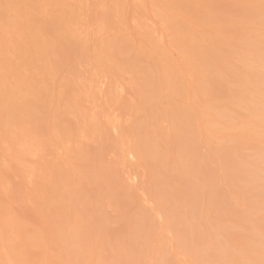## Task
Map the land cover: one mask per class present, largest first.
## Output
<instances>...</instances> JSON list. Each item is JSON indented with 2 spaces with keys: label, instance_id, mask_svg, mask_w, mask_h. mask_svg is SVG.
Here are the masks:
<instances>
[{
  "label": "rangeland",
  "instance_id": "rangeland-1",
  "mask_svg": "<svg viewBox=\"0 0 264 264\" xmlns=\"http://www.w3.org/2000/svg\"><path fill=\"white\" fill-rule=\"evenodd\" d=\"M0 8V264H193L188 249L210 234L236 258L226 264H255L264 119L262 71L251 70L264 63V0H0ZM24 34L52 48L44 56ZM20 82L13 109L7 90Z\"/></svg>",
  "mask_w": 264,
  "mask_h": 264
},
{
  "label": "bare ground",
  "instance_id": "bare-ground-1",
  "mask_svg": "<svg viewBox=\"0 0 264 264\" xmlns=\"http://www.w3.org/2000/svg\"><path fill=\"white\" fill-rule=\"evenodd\" d=\"M162 1H163V0H162ZM164 1H165V0H164ZM169 1H171V0H169ZM218 2H219V1H218ZM220 2H221V1H220ZM159 3H160V2H159ZM166 3H167V2H166ZM172 3H173V2H172ZM215 3H216V2H215ZM181 4L183 5V3H181ZM53 5H55V2L53 3ZM213 5H215V4L213 3ZM64 6H65V5H64ZM169 6H170V4H169ZM179 6H180V5H179ZM187 6H188V5H187ZM218 6H219V5H218ZM218 6H217V7H218ZM220 6H221V4H220ZM209 7H210V6H209ZM57 8H58V7H56V9H57ZM172 8H173V7H172ZM177 8H178V7H177ZM187 8H188V7H187ZM215 8H216V6H215ZM0 9H1V8H0ZM58 9H59V8H58ZM58 9H57V10H58ZM183 9H184V8H183ZM193 9H194V8H193ZM196 9H197V7H196ZM211 9H212V8H211ZM217 9H218V8H217ZM223 9H224V8H223ZM57 10H56V11H57ZM224 10H225V9H224ZM22 11H23V10H22ZM186 11H187V10H186ZM192 11H193V10H192ZM195 11H196V10H195ZM195 11H194V12H195ZM198 11H199V10H198ZM20 12H21V11H20ZM63 12H64V10H63ZM182 12H183V11H182ZM194 12H193V13H194ZM3 13H4V12H3ZM198 13H199V12H198ZM215 13H216V12H215ZM217 13H218V12H217ZM1 14H2V12H1ZM186 14H187V13H186ZM213 14H214V13H213ZM213 14H212V15H213ZM66 15H67V13H66ZM218 15H219V14H218ZM59 16H60V15H59ZM190 16H191V15H190ZM193 16H194V15H193ZM208 16H209V15H208ZM210 16H211V15H210ZM219 16H220V15H219ZM198 17H199V16H198ZM217 17H218V16H217ZM20 18H21V16H20ZM29 18H30V17H29ZM50 18H51V17H50ZM57 18H59V17H57ZM208 18H209V17H208ZM211 18H212V17H211ZM26 19L28 20V18H26ZM26 19H21V20L26 21ZM30 19H31V18H30ZM51 19H52V18H51ZM216 19H217V18H216ZM219 19H220V18H219ZM0 20H1V19H0ZM21 20H20V21H21ZM31 20L33 21V19H31ZM31 20H29V22H30V25H29V26H31V24L33 23V22H31ZM58 20H59V23H61V22L64 23L63 20H62L61 22H60V19H58ZM58 20H56V21H58ZM221 20H222V19H221ZM221 20H220V21H221ZM54 21H55V20H54ZM18 22H19V21H18ZM18 22H16V23H18ZM21 22H22V21H21ZM21 22H20V23H21ZM26 22H28V21H26ZM49 22H50V21H49ZM213 22H214V21H213ZM34 23H35V21H34ZM34 23H33V24H34ZM50 23H52V22H50ZM54 23H55V22H54ZM57 23H58V22H57ZM33 24H32V25H33ZM36 24H37V22H36ZM36 24H34V25H36ZM45 24H46V23H45ZM218 24H219V23H218ZM27 25H28V24H27ZM22 26H23V23H22ZM24 26H26L25 23H24ZM36 26H37V25H36ZM36 26H35V27H36ZM38 26H39V25H38ZM50 26H51V25H50ZM59 26H60V25H59ZM61 26H63V25L61 24ZM182 26H183V25H182ZM20 27H21V26H20ZM32 27H33V26H32ZM32 27H28V26H27L26 28H28V30L30 31V30H32V29H31ZM39 27H40V26H39ZM45 27H46V26H45ZM52 27H54V25L51 26V29H54V28H52ZM178 27H179V26H178ZM26 28H25V29H26ZM29 28H30V29H29ZM56 28H57V27H56ZM59 28H60V27H59ZM61 28H62V27H61ZM215 28L220 29V28H218V26H216ZM215 28H214L213 30H215ZM36 29H38V28H36ZM43 29H44V28H43ZM47 29L49 30L50 28L47 27ZM217 29H216V30H217ZM28 30H27V31H28ZM45 30H46V29H45ZM48 30H47V31H48ZM56 30H57V29H56ZM210 30H211V29H210ZM29 31H28V32H29ZM35 31H36V30H35ZM59 31H62V29L59 30ZM63 31H64V29H63ZM64 32H65V31H64ZM200 32H201V31H200ZM209 32H211V31H209ZM244 32H245V31H244ZM32 33H33V30H32ZM62 33H63V32H61V34H62ZM202 33H203V32H202ZM213 34H214V33H213ZM215 34L217 35V33H215ZM260 34H261V33H260ZM28 35H29V34H28ZM28 35H27V37L25 36V34L22 35V36H25L26 38L30 39L29 42H28V39H25V41H26V42H25V43H26V46H27V43H30L31 40L34 41V40L32 39V37L30 36V37H31V38H30V37H28ZM32 35H34V34H32ZM62 35H63V34H62ZM205 36H206V35H205ZM244 36H245V35H244ZM244 36H243V37H244ZM246 36H247V35H246ZM60 37H62V36H60ZM195 37H196V36H195ZM247 37H248V36H247ZM255 37H256V36H255ZM22 38H23V37H22ZM33 38H34V37H33ZM37 38H38V35H37ZM57 38H58V37H57ZM244 38H245V37H244ZM253 38H254V37H253ZM55 39H56V38H55ZM55 39H50V40H55ZM60 39H61V38H60ZM190 39H191V37H190ZM208 39H209V38H208ZM23 40H24V38H23ZM45 40H47V39H44V40H37V39H36V41H38V42H36V43H37V47H39V51H40V52L42 51V53H43L44 56H46V54H44L45 52H43V50H44V51H45V50L47 51L49 48H52V47H50V46H48V45H47L48 47L45 45V44H50V43H47V42H50L49 40H48L47 42H46ZM58 40H59V39H58ZM191 40H192V39H191ZM193 40H194V39H193ZM40 41H44V42H40ZM56 41H57V39H56ZM210 41H211V39H210ZM210 41H208V42H210ZM215 41H216V40H215ZM249 41H250V40H249ZM23 42H24V41H23ZM54 42H55V41H54ZM204 42H205V41H204ZM245 42H246V41H245ZM245 42H244L243 44H241V45H244ZM247 42H248V41H247ZM31 43H32V42H31ZM31 43H30V46L33 44L32 46H35V48H36V45H34L35 42H33L32 44H31ZM36 43H35V44H36ZM44 43H45V44H44ZM52 43H53V41H52ZM215 43H216V42H215ZM215 43H214V44H215ZM233 43H234V42H233ZM248 43H249V42H248ZM248 43H246V45H247ZM19 44H20V43H19ZM66 44H67V43H66ZM262 44H263V43H261L260 46H262ZM69 45H70V43H68L67 46L69 47ZM208 45H209V44H208ZM256 45L259 46L257 43H256ZM16 46H17V45H16ZM19 46L21 47V45H19ZM19 46L16 47V48L19 49ZM51 46H53V45L51 44ZM195 46H196V45H195ZM198 46H200V45H198ZM244 46H245V45H244ZM263 46H264V45H263ZM40 47H42V48H43V47H44V48L47 47V49L45 48V49H41V50H40ZM70 47H72V46H70ZM204 47H205V46H204ZM212 47H213V46H212ZM247 47H248V46H247ZM252 47H253V46H252ZM25 48H26V47H25ZM29 48H30V47H29ZM32 48H33V47H32ZM59 48H60V47H59ZM208 48H209V47H208ZM214 48H215V46H214ZM242 48H243V46H242ZM258 48H259V50H260L261 48H264V47H258ZM18 49H15V50H18ZM197 49H198V48H197ZM250 49H251V48H250ZM26 50H27V49H26ZM36 50H38V48H37ZM49 50H50V49H49ZM52 50H53V49H52ZM85 50H86V49H85ZM200 50H201V49H200ZM246 50H247V49H246ZM27 51H28V50H27ZM27 51H26V53H29V52H27ZM39 51H37V52H39ZM58 51H59V49H58ZM82 51H83V50H82ZM207 51H208V50H207ZM210 51H212V49H211ZM234 51H235V50H234ZM262 51H263V52H262V55H264V49H262ZM30 52H31V51H30ZM32 52H33V51H32ZM32 52H31V53H32ZM37 52H36V53H37ZM79 52H81V51H79ZM194 52H195V51H194ZM22 53H23V52H21V54H22ZM33 53L35 54V52H33ZM33 53H32V54H33ZM46 53H48V52H46ZM49 53H50V51H49ZM49 53H48V54H49ZM54 53H55V52H54ZM54 53H53V55H54ZM203 53L205 54V52H203ZM242 53H243V52H242ZM18 54H19V53H18ZM32 54H31V55H32ZM34 54H33L32 56H34ZM48 54H47V55H48ZM80 54H81V53H80ZM101 54H102V52H101ZM189 54H190V53H189ZM210 54H211V52H210ZM243 54L246 55V53H243ZM27 55H28V54H27ZM102 55H103V54H102ZM187 55H188V54H187ZM191 55H192V54H191ZM191 55H190V58H191ZM198 55H199V54H198ZM198 55H197V56H198ZM200 55H201V54H200ZM200 55H199V57H200ZM202 55H203V54H202ZM241 55H242V54H241ZM29 56H30V55H29ZM91 56H92V58H93V54H92ZM100 56H101V55H100ZM100 56H99V57H100ZM205 56H206V55H205ZM243 56H244V55H243ZM37 57H39L38 54H37ZM101 57H102V56H101ZM105 57H107V56H105ZM188 57H189V56H188ZM201 57H202V56H201ZM263 57H264V56H263ZM35 58H36V56H35ZM43 58H45V57H43ZM47 58L50 59L51 56L48 55ZM31 59H32V58H31ZM49 59H48V60H49ZM99 59L101 60V58H99ZM199 59H200V58H199ZM242 59H243V58H242ZM29 60H30V59H29ZM42 60H43V59H42ZM42 60H41V61H42ZM44 60H45V59H44ZM44 60H43V62H44ZM50 60H51V59H50ZM100 60H99V61H100ZM192 60H193V59H192ZM216 60H217V59H216ZM263 60H264V59H263ZM31 61H32V60H31ZM164 61H165V60H164ZM198 61H199V60H197V64H198ZM200 61H201V60H200ZM32 62H34V61H32ZM45 62H46V61H45ZM96 62H97V61H96ZM243 62H244V59H243L242 63H243ZM248 62H249V61H248ZM186 63H187V62H186ZM201 63H202V62H201ZM203 63H204V61H203ZM216 63H217V61H216ZM31 64H32L33 66L35 65V64H33V63H31ZM199 64H200V63H199ZM204 64H205V63H204ZM204 64H202V65H204ZM209 64H210V63H209ZM209 64H208L207 66H209ZM211 64L213 65L214 63H211ZM245 64H246V63H245ZM251 64H252V63H251ZM257 64H258V65H257ZM257 64H256V65L254 64V65H255V68H252V70H251V68H248V69L251 70V71H254V70L260 69V71H262L261 73L258 72L259 74H257V75H258L259 77H261V79H262V81H263L262 84H261V86H262V87H261V89H262V91H261L262 96H261V99H260V102H261V103H259V104H260L261 107H262V109L260 110V113H263V119H264V63H259V62H258ZM98 65H99V64H98ZM202 65L200 64L201 67H202ZM212 65H211V66H212ZM243 65H244V63H243ZM243 65H242V67H243ZM254 65H253V66H254ZM204 66H205V65H204ZM251 66H252V65H251ZM205 67H206V66H205ZM203 68H204V67H203ZM207 68H208V67H207ZM207 68H206V69H207ZM210 68H211V67H210ZM244 68H245V66H244ZM229 69H230V68H229ZM229 69H228V70H229ZM245 69H247V65H246V68H245ZM245 69H244V70H245ZM248 69H247V70H248ZM207 70H208V69H207ZM210 70H211V69H210ZM210 70H209V71H210ZM233 70H234V69H232V71H233ZM212 71H213V70H212ZM203 72H204V71H203ZM226 72H227V71H226ZM235 72H236V71H235ZM243 72H244V71H243ZM247 72H248V71H245V73H247ZM254 72H255V71H254ZM11 73H13V72H11ZM207 73H208V72H207ZM249 73H250V71H249ZM256 73H257V72H256ZM256 73H254V74H256ZM150 74H151V73H150ZM204 74H205V73H204ZM209 74H210V73H209ZM223 74H224V73H223ZM14 75H16V74L14 73ZM197 75H198V74H197ZM199 75H200V74H199ZM228 75H229V74H228ZM230 75H231V74H230ZM237 75H238V73H237ZM242 75H243V77H244L245 74H242ZM260 75H261V76H260ZM154 76H155V75H154ZM207 76H208V75H207ZM209 76H210V75H209ZM245 76L248 77V75H245ZM255 76H256V75H255ZM255 76L253 75V72L250 73V77H251V78H252V77L254 78ZM1 77H2V76H1ZM11 77H13V76H11ZM16 77H17V76H16ZM201 77H202V76H201ZM250 77H248V80H249ZM259 77H258V78H259ZM258 78H257V79H258ZM233 79H234V78H233ZM160 80H162V78H161ZM206 80H207V79H206ZM243 80H244V79H243ZM250 80H251V79H250ZM158 81H159V80H158ZM251 81H252V80H251ZM251 81H250V83H247V85H248V84H251V85H252L253 83H252ZM15 82H16V81H15ZM17 82H18V81H17ZM17 82H16V83H17ZM246 82H248V81L246 80ZM160 83H162V82H160ZM160 83H159V84H160ZM198 83H199V81H198ZM198 83H197V85L199 86L200 84H198ZM205 84H207V83H205ZM243 84H244V83H243ZM161 85H163V83H162ZM169 85H170V84H168V86H169ZM251 85H250V86L248 85V86L251 87ZM5 86H6V85H5ZM11 86H12V85H11ZM18 86H20L19 88H17V90L19 89L18 91H16L15 89H14L13 91H12L11 89H10V91L7 90V91H8V92H7L8 94H7L6 98H5L6 101L4 100L5 103H9V105H12V104H13V98L16 99V100L19 98L18 95H20V94L22 93V92L20 91V89L22 88L21 90H23L24 87L26 86V84L23 83V82H20V83L18 84ZM166 86H167V85H166ZM173 86H174V85H172L170 88H173ZM200 86L202 87V85H200ZM200 86H199V88H200ZM207 86H208V85H207ZM207 86H204V88L207 87ZM248 86H247V87H248ZM6 87H7V86H6ZM142 87H143V85H142ZM180 87H181V86H180ZM180 87H179V86H178V87L176 86V87H175L176 89L174 88L175 91H177V88H180ZM147 88H149V86H148ZM168 88H169V87H168ZM168 88H167V89H168ZM199 88H198V91H199ZM204 88H203V89H204ZM149 89H150V88H149ZM158 89H159V86H158ZM174 89H173V90H174ZM200 89L202 90V88H200ZM205 89H206V88H205ZM242 89H243V88H242ZM244 89L247 90V88H244ZM140 90H141V89H140ZM169 90H170V89H169ZM173 90L171 89L172 92H174ZM248 90H250V89H248ZM15 91H16V93H14ZM19 91H20L21 93H19ZM41 91H43V90L41 89L40 92H41ZM46 91H47V90H46ZM142 91H143V90H142ZM153 91H154V89H153ZM179 91H180V89H179ZM179 91H177V92H179ZM205 91H207V90H204V92H205ZM237 91H238V90H237ZM239 91H240V90H239ZM243 91H245V90H243ZM40 92H39V93H40ZM44 92H45V90H44ZM149 92H150V90H149ZM154 92H155V91H154ZM169 92H170V91H169ZM180 92H182V91H180ZM241 92H242V91H241ZM30 93H31V92H30ZM145 93H146V91H145ZM145 93H144V94H145ZM147 93H148V92H147ZM242 93L244 94V92H242ZM246 93H247V91H246ZM246 93H245V94H246ZM248 93H249V92H248ZM16 94H17V95H16ZM22 94H23V93H22ZM40 94H41V93H40ZM45 94H46V93H45ZM45 94H41V95H40L41 98H42L43 96H45ZM148 94H149V93H148ZM155 94H156V93H155ZM155 94H154V95H155ZM158 94H160V93L158 92ZM167 94H169V93H167ZM178 94H181V93H178ZM239 94H240V93H239ZM25 95H26V94H25ZM27 95H29V94H27ZM175 95H176V93L174 94V96H173V94H172V95L170 94V96H169V97L167 96V97H168V99H169V98L172 97V96L175 97ZM234 95H235V94H233V97H235ZM247 95H248V94H247ZM250 95H251L252 97L254 96V94H250ZM147 96H148V95H147ZM147 96H146V98H147ZM156 96H157V95H156ZM177 96H178V95H177ZM177 96H176V97H177ZM236 96H237V93H236ZM17 97H18V98H17ZM141 97H144V96H141ZM157 97H158V96H157ZM165 97H166V95H165ZM205 97H206V96H205ZM237 97H238V96H237ZM241 97H242V95H241ZM243 97H244V96H243ZM44 98H45V97H44ZM200 98H201V97H200ZM246 98H251V97H250V96H248V97L246 96ZM150 99H151V98H150ZM168 99H167V100H168ZM172 99H173V98H172ZM252 99H253V98H252ZM37 100H38V99H37ZM94 100H95V99H94ZM143 100H144V99H143ZM146 100H149V99H146ZM146 100H145V101H146ZM234 100H235V99H234ZM237 100H238V99H237ZM39 101L42 102L43 100H39ZM169 101H170V100H169ZM249 101H250V100H249ZM249 101H246V102H249ZM172 102H173V100H171L170 103H172ZM237 102H239V101H237ZM15 103H17V102H15ZM15 103L11 106V108L14 109V105H15V108H16V107L20 104V103H18V105H16ZM23 103L25 104V101H24V102L22 101L21 104L23 105ZM37 103H38V102H37ZM43 103H44V102H42V104H43ZM202 103H203V102H202ZM240 103H241V102H239V104H240ZM168 104H169V103H168ZM244 104H245V103H244ZM27 105H28L29 107H28V106L26 107V105H24V106H23V107H24L23 110L26 109L28 115H30L31 112H32L33 110L30 108V105H29V104H27ZM31 105H32V102H31ZM33 105H35V104L33 103ZM37 105H38V104H37ZM45 105H46V104H44L43 107H44ZM173 105H174V102H173ZM206 105H207V104H206ZM241 105H242V104H241ZM20 106H21V105H19V107H20ZM40 106H41V105H40ZM19 107H17V109H18ZM23 107H22V108H23ZM41 107H42V106H41ZM46 108H47V107H46ZM46 108H45V109H46ZM173 108H174V107H173ZM220 108H221V107H220ZM220 108H219V109H220ZM47 109H48V108H47ZM47 109H46V110H47ZM34 110H35V109H34ZM202 110H203V108H202ZM13 111H15V110H13ZM16 111H17V110H16ZM197 111H199V110H197ZM33 112H34V111H33ZM43 112H44V111H43ZM255 112H256V111H255ZM255 112H254V113H255ZM6 113H7V112H6ZM21 113H22V112H21ZM44 113H45V112H44ZM14 114H15V113H14ZM19 114H20V113H19ZM36 114H37V113H36ZM190 114H191V112H190ZM206 114H207V113H206ZM255 114H256V113H255ZM255 114H254V115H255ZM22 115H23V114H22ZM47 115H48V113H47ZM199 115H200V118H201V114H199ZM254 115H253V116H254ZM14 116H15V115H14ZM32 116H33V115H32ZM38 116H39V115H38ZM197 116H198V115H197ZM255 116H257V115H255ZM20 117H21V116H20ZM20 117H19V119H20ZM22 117H23V116H22ZM44 117H45V116H44ZM187 117H188V115H187ZM204 117H205V116H204ZM204 117H203V118H204ZM218 117H219V116H218ZM28 119H29V117H27V120H28ZM189 119H191V120L193 121L194 118H193V119H192V118H189ZM196 119H197V118H196ZM208 119H209V118H208ZM208 119H207V120H208ZM187 120H188V119H187ZM194 120H195V119H194ZM12 121H14V120H12ZM14 122H15V121H14ZM32 122H33V121H32ZM24 123H25V122H24ZM38 123H39V122H38ZM192 123H193V122H192ZM192 123H190V124L188 123V124L191 125V126H193ZM197 123H198V122H197ZM208 123H209V122H208ZM25 124H26V123H25ZM195 125H196V124H195ZM195 125H194V127L196 128ZM21 126H22V125H21ZM24 126H25V125H24ZM191 126H190V127H191ZM25 127H26V126H25ZM186 127H187V126H186ZM194 127H192V128H193L192 130H190L189 127L187 128V130H186V132H187V141L190 140V138H191L190 141H193V138H192L193 136H191V135H193L192 131L194 132ZM205 128H209V127H205ZM39 129H41V127H40ZM206 131H208V130H206ZM189 137H190V138H189ZM180 139H181V138H180ZM177 141L179 142L177 145H181V143H182V139L179 141V139L177 138ZM190 148H191V147H190ZM188 151H189V149H188ZM189 152H190V151H189ZM198 152H199V151H198ZM190 154H191V153H190ZM197 154H198V153H197ZM199 154H200V153H199ZM191 155H192V154H191ZM197 156H198V155H196V157H197ZM258 158H259V157H258ZM189 159H190V158H189ZM259 160H261V162L264 164V154L260 155ZM190 161H191V160H190ZM180 162H183V161H180ZM181 165L184 166L183 163H182ZM250 179H251V180H254L255 178H254L252 175H250ZM203 187H204L205 189L212 188V183L209 182L208 184H204ZM208 192H211V190H209ZM51 194H52V193H51ZM201 195H202V194H201ZM221 196H222V195H221ZM198 197H200L199 192H198L197 198H198ZM201 199H202V197H201ZM199 201H200V199L198 200V203H197V202H194L192 208H191L192 205H190V209L188 208L187 210H195L194 208H197V207L199 206ZM205 201H206V202H205V203H206V206H207V204L209 205V202H207V200H205ZM208 201H209V200H208ZM223 202H224V201H223ZM191 203H192V202H191ZM191 203L189 202L188 204H191ZM212 203H213V202H212ZM217 204H218V203H217ZM219 204H220V203H219ZM257 205H258V204H257ZM262 205H263V203H262ZM215 206H216V205H215ZM217 206H218V205H217ZM217 206H216V207H217ZM258 206L260 207L261 205L259 204ZM188 207H189V206H188ZM261 207H262V206H261ZM263 207H264V206H263ZM63 208H64V207H63ZM178 208H179V206H178ZM205 208L207 209L208 207H205ZM219 208H220V207H219ZM254 208H255V207H254ZM208 209H209V208H208ZM208 209H207V210H208ZM249 209H250V208H249ZM196 211H197V210H196ZM178 215H180V214H178ZM180 218H181V217H180ZM177 219H178V218H177ZM178 221H179V220H178ZM182 221H183V220H182ZM182 221L180 220L178 223L176 222V223L173 224V225H174L175 227L178 226V227L181 228V226H182ZM176 225H177V226H176ZM169 226H170V225H169ZM171 229H173V228H171ZM174 229H176V228H174ZM212 230H213V229H212ZM172 231H173V230H172ZM187 232L189 233V234H187V235H188V237H187L188 240L185 239V240H186L185 243H187V241L190 242L189 240H192V239L194 240V237H192V233H191L189 230H187ZM187 232H183V237H184V236H185V237L187 236V235H186ZM184 233H185V235H184ZM212 233H214V231H213ZM251 233L254 234L255 236H257V237L260 239V240H258V242H257V243H258V244H257V247L255 246L256 250H255V249H254V250L252 249L254 252L256 251V253H258V255H256V254L252 251V253H254V259H255L254 262H255V264H256V262H257L258 260H259V261H260V260H262V261L264 260V259H261V257L264 256V238L262 237L263 242H261V236L258 235V233H256V231L251 232ZM207 234H208V233H207ZM180 235H181V234H180ZM205 235H206V234H205ZM215 235H216V234H215ZM215 235H213V236H215ZM193 236H194V235H193ZM213 236H211V234H210V238H208V239H207V238H201V239H200V238H198V239L196 238V239L194 240V241H195V242H194L195 249L192 250V247H190L191 249H188V250L193 251V254H192L191 252H190V253H189V252H186V253H189V254H192V255H193V256L191 257V258L194 257L193 260H195L193 264H226V263H227V260H228L227 258H230L229 260H232V259H233V258H232V257H233L232 255H231L232 257H229V256L224 257L225 254L221 253V252H220L221 250H219V247L222 246V245H221L222 242H221V244H220V242L218 241V239L213 238ZM251 236H252V235H251ZM181 237H182V236H181ZM183 237H182V238H183ZM185 237H184V238H185ZM190 237H192V239H191ZM206 237H207V236H206ZM177 238H179V236H178ZM212 238H213V239H212ZM206 239H207V240H206ZM250 239H251V238H250ZM250 239H249V240H250ZM182 240L184 241V239H182ZM219 240H220V239H219ZM243 240H244V239H243ZM249 240H248V241H249ZM174 241H176V239H175ZM245 241H247V239H246ZM224 242H226V241H224ZM178 243H179V242H178ZM180 243H181V241H180ZM180 243H179V244H180ZM183 244H184V243L182 242V245H183ZM187 244H188V243H187ZM189 244H192V246H193V242H192V243H189ZM189 244H188L187 246H189ZM172 246H173V245H172ZM172 246H171V247H172ZM180 246H181V245H180ZM185 246H186V245H185ZM190 246H191V245H190ZM194 246H193V247H194ZM225 246H228V245H225ZM235 246H236V245H235ZM251 246H252V245H251ZM237 247H238V246H237ZM249 247H250V246H249ZM187 248H189V247H187ZM187 248H185V249H186L185 251H187ZM221 248H222V247H221ZM221 248H220V249H221ZM239 248H240V247H239ZM241 248H242V247H241ZM243 248H244V247H243ZM243 248H242V249H243ZM169 249H170V248H169ZM223 249H225V248H223ZM227 249H228V248H227ZM235 249H236V248H235ZM242 249H241V251H243ZM247 249H248V248H246V250H247ZM171 250H172V249H171ZM182 250H183V249H182ZM229 250H231V249L229 248ZM229 250H228V252H229ZM237 250H238V249H237ZM257 250H258V252H257ZM183 251H184V250H183ZM183 251H181V253H183ZM225 251L227 252V250H224L223 252L225 253ZM163 252L166 253L165 251H163ZM228 252H227V253H228ZM230 252H231V251H230ZM259 252L263 253V256L258 257L259 259L257 258L258 260L256 261V256L261 255V254H259ZM168 253H169V251H168ZM168 253H166V254L168 255ZM233 253L235 254V252H233ZM238 253H239V250L236 252V254L234 255V257L238 256V255H239ZM241 253H242V252H241ZM246 253H247V252H246ZM248 253H249V252H248ZM160 254H161V253H160ZM166 254H164L165 257H166ZM222 254H223V255H222ZM237 254H238V255H237ZM158 255H159V254H158ZM170 255H171V254H170ZM172 255H174V253H173ZM183 255H185V254H183ZM255 255H256V256H255ZM239 256L241 257V255H239ZM239 256H238V257H239ZM247 256H248V255H247ZM158 257H159V256H158ZM158 257H157V258H158ZM165 257H164V258H165ZM179 257H180V256H179ZM182 257H183V256H182ZM238 257H237V258H238ZM242 257H243V256H242ZM159 258H160V257H159ZM161 258H163V257L161 256ZM172 258H173V256H172ZM186 258H187V257H186ZM188 258H189V255H188ZM225 258H226V261H225ZM231 258H232V259H231ZM247 258H249V257H247ZM250 258H252V257H250ZM250 258H249V259H250ZM167 259H168V258H167ZM182 259H183V258H182ZM234 259H236V258H234ZM234 259H233V260H234ZM244 259H245V258H244ZM249 259L246 260V263H245V262L243 263V262H242V259H240V260H241V262H242L243 264H251V262L253 261V258L250 259V260H252V261H250ZM162 260H164V259H162ZM162 260H161V261H162ZM180 260H181V259H180ZM180 260H179V261H180ZM165 261H166V259H165ZM169 261H170V259H169ZM182 261H183V260H182ZM186 261H187V260H186ZM188 261L192 262V260H190V258L188 259ZM223 261H224V262H223ZM244 261H245V260H244ZM249 261H250V262H249ZM152 262H153V261H152ZM166 262H167V261H166ZM231 262L234 263V261H231ZM238 262H239V260H238ZM238 262H237V263H238ZM260 262H261V261H260ZM162 263H163V261L160 262L159 264H162ZM164 263H165V262H164ZM164 263H163V264H164ZM180 263H181V262H180ZM184 263H185V262H184ZM233 263H230V264H233ZM263 263H264V262H263ZM168 264H169V263H168ZM228 264H229V263H228ZM234 264H235V263H234ZM238 264H239V263H238ZM240 264H241V263H240ZM252 264H254V263H252Z\"/></svg>",
  "mask_w": 264,
  "mask_h": 264
}]
</instances>
